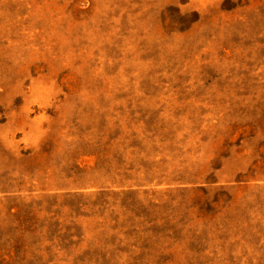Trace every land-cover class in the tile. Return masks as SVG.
Wrapping results in <instances>:
<instances>
[{"label":"rangeland","instance_id":"obj_1","mask_svg":"<svg viewBox=\"0 0 264 264\" xmlns=\"http://www.w3.org/2000/svg\"><path fill=\"white\" fill-rule=\"evenodd\" d=\"M0 264H264V0H0Z\"/></svg>","mask_w":264,"mask_h":264}]
</instances>
